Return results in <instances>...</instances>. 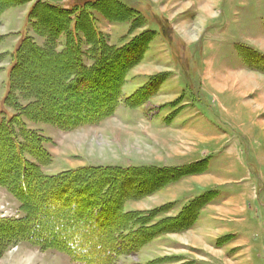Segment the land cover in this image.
<instances>
[{
  "label": "rangeland",
  "instance_id": "1",
  "mask_svg": "<svg viewBox=\"0 0 264 264\" xmlns=\"http://www.w3.org/2000/svg\"><path fill=\"white\" fill-rule=\"evenodd\" d=\"M36 2L68 10L60 18L68 24L70 41L79 43L86 66L97 57L93 39L85 34H100L108 47L122 48L126 59L121 58V66L133 60L120 84L103 81L94 90L107 102L116 89L101 122L66 130L23 118L28 129L44 138L49 159L39 166L42 174L52 177L86 167L180 168L187 173L143 197L119 203L116 196L117 214H104L112 224L97 231L73 220L66 223L62 217L71 212L42 201L33 183L27 196L14 187L16 196L0 184V264H87L89 259H73L63 250L80 239L93 245L84 256H92L89 262L95 264H264V0L15 2L0 14V62L10 60L23 38L48 45L47 35L36 32L28 17ZM156 16L167 21L170 41L161 36ZM65 37H58V51ZM50 60L46 56L25 63L31 67L30 85L43 89L39 113L57 103L45 92L58 87L67 69ZM9 66H0V82ZM7 109L11 116L14 111ZM6 158L1 152L0 182L14 169ZM133 185L125 187L127 192ZM26 212L35 220L27 222ZM132 213L146 214L140 220L144 224L126 223L122 232H114L120 218ZM179 216L181 225L156 227ZM37 224L38 235L26 233ZM150 228L154 232L146 237L144 230L135 236Z\"/></svg>",
  "mask_w": 264,
  "mask_h": 264
},
{
  "label": "trees",
  "instance_id": "2",
  "mask_svg": "<svg viewBox=\"0 0 264 264\" xmlns=\"http://www.w3.org/2000/svg\"><path fill=\"white\" fill-rule=\"evenodd\" d=\"M15 2L17 3L15 5H19L24 0L0 1V14L11 8L10 5ZM67 13H69L68 10L36 2L30 10L28 17L32 19L31 26H33L36 32H43L44 35H47L48 45H46V48L39 47L30 38H23L8 55L10 60L7 61L10 66L7 74L6 94L2 104L6 109L11 108L14 113L11 116H7L6 112L0 109V154L1 152L5 153L7 156L6 161H13L15 165L14 169L10 172L8 180H3L0 184L8 188L15 195L14 187H17L22 194H26L25 196H27L29 192L27 186L29 183H33L32 187L34 186L33 188L40 192L42 201L47 202L50 206H64L67 211L71 212L68 214L69 216L64 215L62 217L66 223L68 219L69 221L73 220L78 226L81 224L89 225L91 231L93 229L97 231L111 223L105 218L107 212L111 210L115 211V213L118 212V208L114 203L116 196L119 203L124 198L143 197L166 187L175 180L177 181L178 177L185 175L187 172H182V169L180 171V168L175 171L172 168H127L125 170H115L86 167L52 177L42 174L39 166L46 165L49 159L48 153L42 146L44 138L28 129L25 126L23 118L35 122H47L66 130L101 122L109 115L116 89L114 91L111 90V98H108L107 102L103 97L101 98L98 94L94 93V90L100 88L98 85L103 83V81L107 85L120 84L124 75V69H127L133 62L132 60L129 61L128 65L123 64L121 66V58L123 60L126 59V56L121 55L123 52L122 48L108 47L102 40L101 35L94 33L93 35H85L89 40L93 39L92 43L97 58L93 60L90 66H86L80 54L79 43L75 38L70 41L67 35L68 24L60 18ZM85 17L89 18V15H85ZM155 21L163 39L170 41L169 31L166 28L167 21L160 16H156ZM87 23L91 25L89 19ZM91 31L93 32L92 29ZM62 33L66 35L65 45L61 51H58L55 44ZM1 40L2 37H0ZM129 47H126L124 50L129 49ZM46 56L50 57V61L53 63L61 61V63L66 65L67 69L64 70L62 75L63 80L59 82L58 87L45 92L49 98L56 100L57 103L53 102L48 108L39 113L37 107L42 103L40 102L39 95L43 93V89L41 87L34 88L30 85L32 77L28 75V70L31 67L25 65V63L33 58L38 60ZM22 66L24 67L22 68ZM117 68L119 69L116 70ZM260 70L264 73V68ZM65 91V95L67 96L64 98L63 93ZM19 98L23 99V101L27 100L26 104H22ZM68 98L70 101L60 102L61 99L65 100ZM103 102L105 105L99 107V104ZM99 110L101 112L97 113ZM84 117L89 118L85 119ZM70 119L72 120L69 121ZM64 123L68 125L65 124L66 126H64ZM2 179H4L3 175L0 176V180ZM131 183H134L133 189L127 192L125 187L128 184L131 185ZM33 188H30V190L32 191ZM115 191L117 193L113 196ZM78 195L83 197L79 199L77 198ZM20 201L25 207L27 201L22 198ZM25 208H28L27 211L29 210L28 205ZM28 213L26 212L27 217L24 219L27 222L35 220V216H28ZM145 215L136 213L124 214L120 218V222L116 224V228H118L115 231L113 229V231L122 232L123 225H126V223L129 226L143 225L144 223H141V221H144ZM74 216H76L75 220ZM89 216H91L90 219H88ZM181 219L182 216L164 219L156 227L166 230L165 224L169 225L172 223L173 228L175 225H181ZM19 223L22 224L23 222ZM66 223L64 222V224ZM37 225L35 230L30 228V231L26 233L33 235L36 232L38 235V231L40 230L39 224ZM168 225L167 227H169ZM71 229H74V226ZM141 231H143V234L145 233L144 237H146L148 232H154V228H150L149 230L141 229L135 233V236L140 235ZM103 236L105 234L101 237ZM103 240L107 242L109 238L104 237ZM109 241L113 240L110 239ZM115 242L116 239L114 238ZM44 244H47L50 248H55V243L53 244L50 240H45ZM92 246L91 243H85L80 239L75 244L66 246V248L64 247L63 250L73 259L77 260L80 258L82 260L89 259V261H93L92 256L90 258L84 256L93 248ZM89 261H87V264H95Z\"/></svg>",
  "mask_w": 264,
  "mask_h": 264
},
{
  "label": "crops",
  "instance_id": "3",
  "mask_svg": "<svg viewBox=\"0 0 264 264\" xmlns=\"http://www.w3.org/2000/svg\"><path fill=\"white\" fill-rule=\"evenodd\" d=\"M261 27H262V29L260 31H261V33H263L262 36H264V20L261 21ZM8 64H9V62L7 60L0 62V66H3V65L7 66ZM0 69H2V68L0 67ZM6 76H7V74L6 75L3 74L1 82H0V102H1V104H2L3 98L6 94V82H5V79L7 78ZM4 109H6V108L4 107L1 110H4ZM4 111L7 113L8 109H6Z\"/></svg>",
  "mask_w": 264,
  "mask_h": 264
},
{
  "label": "bare ground",
  "instance_id": "4",
  "mask_svg": "<svg viewBox=\"0 0 264 264\" xmlns=\"http://www.w3.org/2000/svg\"><path fill=\"white\" fill-rule=\"evenodd\" d=\"M204 14L206 15H208V11L206 10V9H204Z\"/></svg>",
  "mask_w": 264,
  "mask_h": 264
}]
</instances>
